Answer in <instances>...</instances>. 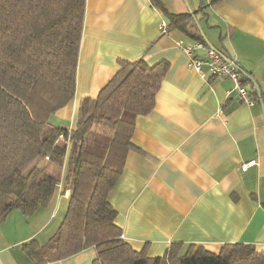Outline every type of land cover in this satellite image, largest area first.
Returning <instances> with one entry per match:
<instances>
[{
  "label": "crops",
  "instance_id": "0c3cea01",
  "mask_svg": "<svg viewBox=\"0 0 264 264\" xmlns=\"http://www.w3.org/2000/svg\"><path fill=\"white\" fill-rule=\"evenodd\" d=\"M160 2L191 13L202 43L235 56L261 100L242 101L234 82L212 76L206 64L204 77L188 67L177 42L197 40L177 29L161 33V19L169 20L150 0H86L75 94L49 122L72 129L80 100L95 98L120 60L166 61L154 107L136 117L133 148L108 196L122 237L150 257L172 243L181 253L190 244L218 253L230 242L264 251V0H205L203 10L200 0ZM59 168L50 172L59 183L47 206L31 217L13 211L0 223V264H36L24 244L42 245L58 229L70 196L66 161ZM95 256L89 247L44 264H92Z\"/></svg>",
  "mask_w": 264,
  "mask_h": 264
},
{
  "label": "trees",
  "instance_id": "16d2710c",
  "mask_svg": "<svg viewBox=\"0 0 264 264\" xmlns=\"http://www.w3.org/2000/svg\"><path fill=\"white\" fill-rule=\"evenodd\" d=\"M177 29L204 42L191 13H171L150 0ZM203 10L205 0H200ZM86 0H0V223L13 212L31 217L47 206L59 183L49 165L62 167L70 196L56 232L23 248L36 264L60 261L93 247L92 264H264V251L230 242L218 253L172 243L161 256L137 251L122 237L108 196L133 148L135 119L149 113L168 63L120 60L95 98L80 100L72 129L49 118L75 94ZM251 100H261L241 71ZM44 163L43 165H41Z\"/></svg>",
  "mask_w": 264,
  "mask_h": 264
},
{
  "label": "built area",
  "instance_id": "2783aa9c",
  "mask_svg": "<svg viewBox=\"0 0 264 264\" xmlns=\"http://www.w3.org/2000/svg\"><path fill=\"white\" fill-rule=\"evenodd\" d=\"M158 28L161 33H167L168 21L161 19ZM177 46L188 57V67L192 68L201 77L205 76V72L202 69V64H206L208 67V72L212 76L227 77L234 82L239 94V98L242 101L248 104L253 102V100H251L247 95V88L241 83L242 69L235 56L222 53L211 46H205L201 41H196L193 44H185L182 40H178ZM199 49L204 50L203 56L196 55V51ZM254 164H256V161L251 160L247 163H243L241 168L245 170L248 166Z\"/></svg>",
  "mask_w": 264,
  "mask_h": 264
},
{
  "label": "rangeland",
  "instance_id": "374dc122",
  "mask_svg": "<svg viewBox=\"0 0 264 264\" xmlns=\"http://www.w3.org/2000/svg\"><path fill=\"white\" fill-rule=\"evenodd\" d=\"M44 163H42L41 165H43ZM59 167H55L54 165H49L48 167V172H55V171H59Z\"/></svg>",
  "mask_w": 264,
  "mask_h": 264
}]
</instances>
